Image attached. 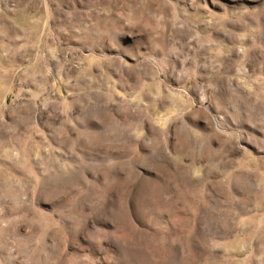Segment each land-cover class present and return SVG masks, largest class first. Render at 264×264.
Instances as JSON below:
<instances>
[{
	"label": "rangeland",
	"instance_id": "rangeland-1",
	"mask_svg": "<svg viewBox=\"0 0 264 264\" xmlns=\"http://www.w3.org/2000/svg\"><path fill=\"white\" fill-rule=\"evenodd\" d=\"M0 264H264V0H0Z\"/></svg>",
	"mask_w": 264,
	"mask_h": 264
}]
</instances>
